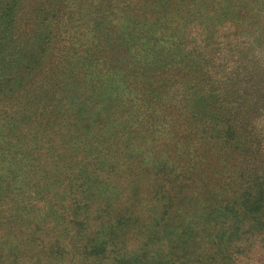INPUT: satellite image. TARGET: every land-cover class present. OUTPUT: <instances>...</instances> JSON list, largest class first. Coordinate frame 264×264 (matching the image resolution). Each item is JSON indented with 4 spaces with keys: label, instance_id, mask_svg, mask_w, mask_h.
<instances>
[{
    "label": "rangeland",
    "instance_id": "obj_1",
    "mask_svg": "<svg viewBox=\"0 0 264 264\" xmlns=\"http://www.w3.org/2000/svg\"><path fill=\"white\" fill-rule=\"evenodd\" d=\"M142 96L178 134L136 170L101 140ZM263 165L264 0H0V264H264Z\"/></svg>",
    "mask_w": 264,
    "mask_h": 264
},
{
    "label": "trees",
    "instance_id": "obj_2",
    "mask_svg": "<svg viewBox=\"0 0 264 264\" xmlns=\"http://www.w3.org/2000/svg\"><path fill=\"white\" fill-rule=\"evenodd\" d=\"M144 81H139L138 84H144ZM152 84L153 83H151V82H150V84L146 83L147 91L150 92V90H152L153 93H156V90ZM131 95H132L131 92L128 93L129 97ZM132 98H133V96H132ZM124 105L126 106V111H127V112H125L126 115H124V116L127 118L126 120H128V123L131 126V128H134V129H132L129 134L118 135L117 137L115 136L116 132H117V130L115 129L114 131H112V134L115 137L112 136V139H110L108 141H102L101 140V145H105L107 147L105 150L112 152V156H114L115 158H120L122 156V153H125L126 157L129 156L130 166L133 169L137 170L138 168L142 167L141 163H139L141 158L136 159V156H132V155H136V153L139 154L137 152V150H140L143 147L146 148L148 143L158 142L159 140L155 139L154 136H162V135L176 136L178 133L175 130L176 125L174 126L171 119H163L161 114L158 115L156 113V116H154L151 112H148L146 117L142 114H135L137 111H141L142 109H145L146 111L151 110L150 102L148 100H146L143 96L140 99L134 98L133 100L132 99L126 100L124 102ZM128 113H129V115H128ZM161 128H163V129L161 130ZM176 128H177V126H176ZM97 129L101 130V127L97 128ZM166 130H167V133L165 132ZM105 142L107 144H105ZM120 152H122V153H120ZM146 155H147V157H145V158H147L149 164L155 160L154 158H152V155H150L148 153ZM130 156H132V157L130 158ZM111 163L112 162H110V163L108 162L107 165L106 164L105 165H106L107 169H111L113 171L114 175L117 174L118 172L121 174L123 173L122 170H117L119 166L112 165ZM263 167H264V165H263ZM75 168H76V166L73 163H71L70 166L64 167L63 169H65V175L74 174L75 170H77ZM61 172H62V169H61ZM260 173L261 174L259 176V180L256 182L258 185L256 186L257 190H256L255 198L257 199V202L263 204V206L257 210V217L258 218H261L260 213L264 214V169L261 170ZM110 178L111 177H107V178L102 177L101 179L98 178V179L91 180L90 183H87L83 186V191L93 193L94 188H95L94 186L97 184L96 188H98L99 186H102V187L106 188V190L109 191V193L115 194L118 189H121V188H119L120 184H118V182H117V185L114 184L115 182L113 183L112 179H110ZM68 180H69L68 186L70 187L71 190H77L79 187H82V185H78L77 182H75L74 180H72V179H68ZM52 182H54L55 184H62V189L65 191L64 184L60 178H58V177L56 179L52 178ZM51 187H49L48 189H51ZM229 187L231 190L234 191V193L237 196V199H238V197L240 198L239 193L241 192L242 189L238 186V184L237 183H232V184L230 183ZM112 192H114V193H112ZM246 193L247 192L244 190V194L241 197H246ZM57 197H60V196H57ZM250 197H251V195H250ZM88 204L91 208V205H92L91 202L90 203L88 202L85 205H88ZM236 212H237L238 216H234V217L238 220L241 217H243L244 219H247L250 216L248 212H243V213H241V217H240L239 211H236ZM153 215L155 217H157L158 219L162 218L159 213L154 212ZM251 218H254V217H251ZM260 221H262V220H260ZM127 222H128L127 217L120 214L118 220L114 219L113 222H111L112 224H111L110 229L124 231V229L129 228ZM158 224H159V221H158ZM251 231H252V227H249L245 231V234H250ZM126 233L128 236H131V232L128 233L126 231ZM20 247H22V243L17 244V249L16 248L14 249V247H13V250L15 251L16 254L17 253L19 254V252L21 250ZM22 255L23 254H21V256ZM12 264H17V260L12 262ZM241 264H244V263H241Z\"/></svg>",
    "mask_w": 264,
    "mask_h": 264
}]
</instances>
